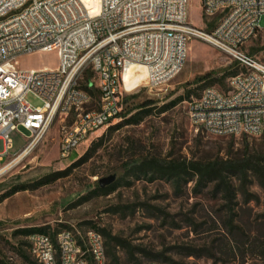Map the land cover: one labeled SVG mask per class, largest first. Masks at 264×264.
Returning <instances> with one entry per match:
<instances>
[{"label":"rangeland","instance_id":"obj_1","mask_svg":"<svg viewBox=\"0 0 264 264\" xmlns=\"http://www.w3.org/2000/svg\"><path fill=\"white\" fill-rule=\"evenodd\" d=\"M188 16L205 31H212L221 20V16L205 17L198 0L190 2ZM260 26L263 30L242 51L256 50L252 57L264 63V17ZM58 64L56 52L18 60L22 70H54ZM87 72L91 70L84 72L81 85L86 83ZM241 72L240 64L230 56L193 41L182 71L157 89L145 86L140 67L128 70L124 82L133 92L122 114L126 117L92 135L68 158L61 157L59 146L72 119L58 118L28 156L0 173V264H25L18 252L30 254V248L21 232L41 228L50 234L70 230L76 236L99 229L107 264H167L165 259L178 264H259L264 251V189L255 177L246 188L234 179L235 195L229 201L227 195L216 192L214 184L196 191L195 181L187 175L180 187L173 181L134 175L139 166L152 162L168 167L240 157L245 138L251 146L258 144L264 134L218 137L193 125L189 118V103L208 83L227 92L231 76ZM204 77L208 79L197 82ZM91 82L96 84L94 75ZM27 100L34 107L42 105L33 95ZM96 102L93 99L90 108ZM147 102L154 104L140 109ZM147 110L150 113L139 124L126 123ZM25 137L22 130L10 135V156L26 145ZM113 175L116 189L99 195V181ZM42 181L48 184L34 187ZM19 186L30 189L3 199ZM243 243H247L244 249Z\"/></svg>","mask_w":264,"mask_h":264},{"label":"built area","instance_id":"obj_2","mask_svg":"<svg viewBox=\"0 0 264 264\" xmlns=\"http://www.w3.org/2000/svg\"><path fill=\"white\" fill-rule=\"evenodd\" d=\"M191 1L100 0L94 12L83 0H0V171L28 156L58 118L72 119L59 146L61 157L68 158L122 118L133 92L125 87L128 70L145 69V86L157 89L182 71L193 41L230 56L242 72L230 78L227 92L206 88L189 103L192 124L218 137L263 135L264 63L242 50L263 30L264 0H198L205 17L221 16L212 31L189 21ZM40 52H56L58 67L18 68L19 58ZM88 69L96 78L88 87L99 93L94 108L79 83ZM29 95L42 105L32 106ZM18 130L26 133V145L10 156V135ZM27 239L36 264L108 263L103 236L95 229Z\"/></svg>","mask_w":264,"mask_h":264},{"label":"trees","instance_id":"obj_3","mask_svg":"<svg viewBox=\"0 0 264 264\" xmlns=\"http://www.w3.org/2000/svg\"><path fill=\"white\" fill-rule=\"evenodd\" d=\"M257 51L252 49L250 50V56L254 55ZM241 68V67H240ZM234 74L233 76H235ZM93 73L87 72V80L86 83L81 85L80 87L86 91H88L92 98L98 101L99 93L96 89H89L88 84L91 81V77ZM231 76V77H233ZM208 77H204L199 79L197 82L206 81ZM212 83H208L206 88H210ZM205 88V89H206ZM179 101H183L180 99ZM177 103V102H175ZM154 102H147L140 106V109H144L145 107H149L153 105ZM145 111V110H141ZM149 110L146 112H139L136 115L132 116V118L127 119L126 123L131 125H137L149 114ZM122 117H126L125 115ZM245 137H248L244 135ZM244 144V152L240 157H232L226 160H215L207 163H191L190 165L176 164L173 163L168 167H162L158 162H152L149 164H142L134 172V175L138 176L139 174H144V176L150 175V180L161 179L173 181L176 187H180L183 181H187L184 177L187 175L195 181V190L200 191L201 189L206 188L209 184L215 185L216 192H222L227 195V200H229L230 196L235 195V188L233 185V180L237 179L240 182L241 188H246L249 184V179L251 177H255L258 185L264 189V136L260 139L258 144H253L245 138L243 140ZM90 155V154H89ZM48 184L47 181L39 182L35 188L41 187ZM117 183L111 185L106 189H99V195H107L111 191H114L117 187ZM30 188L27 186H19L15 188L10 194L5 196L3 199L10 197L11 195L21 192L27 191ZM231 201V199L229 200ZM98 232L103 233L99 229H96ZM22 235L28 236L32 234H45L50 235L53 238L56 234H50L47 231V228L41 229H30L21 232ZM29 244V242H28ZM247 243H243V249L246 247ZM261 245H264L262 243ZM30 248V245H29ZM245 254V252H243ZM21 259L25 264H36L34 258L31 253L28 254L24 250H19L18 252ZM243 254V255H244ZM259 264H264V251L262 250L259 254ZM164 263L167 264H178L170 259H165Z\"/></svg>","mask_w":264,"mask_h":264},{"label":"bare ground","instance_id":"obj_4","mask_svg":"<svg viewBox=\"0 0 264 264\" xmlns=\"http://www.w3.org/2000/svg\"><path fill=\"white\" fill-rule=\"evenodd\" d=\"M88 2V6H92L93 7V11L94 12H98L99 11V6H100V0H87ZM141 68V67H140ZM132 69V68H131ZM142 72H143V76H144V81H146V76H147V73L145 71V69L141 68ZM126 87V85H125ZM26 156V155H25ZM25 156H22L20 159L24 158ZM1 173V171H0Z\"/></svg>","mask_w":264,"mask_h":264},{"label":"water","instance_id":"obj_5","mask_svg":"<svg viewBox=\"0 0 264 264\" xmlns=\"http://www.w3.org/2000/svg\"><path fill=\"white\" fill-rule=\"evenodd\" d=\"M115 180H116V176L113 175V176H110L108 178L101 179L99 181V185L101 188H106V187L112 185L115 182Z\"/></svg>","mask_w":264,"mask_h":264}]
</instances>
